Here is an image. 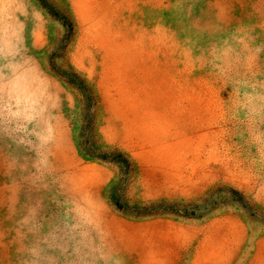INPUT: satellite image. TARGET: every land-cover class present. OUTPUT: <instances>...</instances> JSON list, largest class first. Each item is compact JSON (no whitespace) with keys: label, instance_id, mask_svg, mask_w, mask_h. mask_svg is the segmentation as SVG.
<instances>
[{"label":"rangeland","instance_id":"rangeland-1","mask_svg":"<svg viewBox=\"0 0 264 264\" xmlns=\"http://www.w3.org/2000/svg\"><path fill=\"white\" fill-rule=\"evenodd\" d=\"M0 264H264V0H0Z\"/></svg>","mask_w":264,"mask_h":264}]
</instances>
